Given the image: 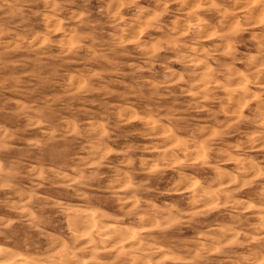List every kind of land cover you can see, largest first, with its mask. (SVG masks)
I'll return each instance as SVG.
<instances>
[{
  "label": "rangeland",
  "instance_id": "1",
  "mask_svg": "<svg viewBox=\"0 0 264 264\" xmlns=\"http://www.w3.org/2000/svg\"><path fill=\"white\" fill-rule=\"evenodd\" d=\"M0 264H264V0H0Z\"/></svg>",
  "mask_w": 264,
  "mask_h": 264
},
{
  "label": "bare ground",
  "instance_id": "2",
  "mask_svg": "<svg viewBox=\"0 0 264 264\" xmlns=\"http://www.w3.org/2000/svg\"><path fill=\"white\" fill-rule=\"evenodd\" d=\"M114 227V226H113ZM116 228V227H115ZM122 228V227H121ZM110 229V228H109ZM122 230V229H121ZM114 231V230H113ZM118 231V230H117ZM111 232V231H110ZM115 232V231H114ZM122 232V231H121ZM123 234V233H122ZM115 242V241H114Z\"/></svg>",
  "mask_w": 264,
  "mask_h": 264
}]
</instances>
